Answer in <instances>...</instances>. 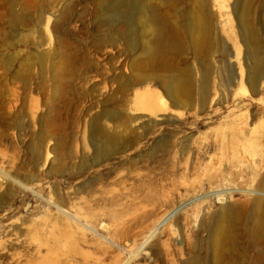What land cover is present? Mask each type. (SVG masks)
<instances>
[{
    "label": "rangeland",
    "instance_id": "1",
    "mask_svg": "<svg viewBox=\"0 0 264 264\" xmlns=\"http://www.w3.org/2000/svg\"><path fill=\"white\" fill-rule=\"evenodd\" d=\"M159 1L158 19L185 32L190 0ZM195 1L211 25L212 55L201 61L216 70L210 102L201 106L194 92L190 106L152 117L132 110L134 91L118 93L133 57L127 26L108 22L114 0H0V264H215L209 229L226 207L236 246L219 263L264 264L251 228L253 192L264 182V80L255 92L247 83L252 61L238 17L246 0ZM247 1L264 60V0ZM186 45L166 61H194ZM226 66L237 74L223 86L216 73ZM106 108L124 113L128 129L103 124L138 141L94 162L91 119ZM58 202L93 229L64 217Z\"/></svg>",
    "mask_w": 264,
    "mask_h": 264
},
{
    "label": "bare ground",
    "instance_id": "2",
    "mask_svg": "<svg viewBox=\"0 0 264 264\" xmlns=\"http://www.w3.org/2000/svg\"><path fill=\"white\" fill-rule=\"evenodd\" d=\"M166 1L167 0H164V4L168 2ZM157 2L160 1L159 0H114V2L111 3L106 10L107 19L110 24L114 25L116 22H119L127 26V29L123 34L127 41L128 47L132 51L131 55L133 57L131 61H129L130 63L128 68L130 69L131 75L126 78H124L125 76L120 77L119 80L116 81L119 82L118 93L127 97L130 94V92L132 93V91H134L136 97V98L134 97L136 104L138 105L139 108H142L143 106L144 109L140 110L137 107L138 109H132V110H136V111L138 110L139 111L138 113H141L140 111H142L143 113L144 110H147L149 111L148 116L150 114H151L150 116L152 115L155 117L160 116L159 113L163 111L164 112L166 111L165 113L167 114L168 112L167 110L169 109L170 105L178 109L186 108L190 106L192 104V98L194 92H196L199 102L201 103V106L205 107V105L207 103L209 104L210 102L212 88L214 87L216 81V79L214 78V74L216 72L214 68L215 66L209 63L204 67L201 62L206 59H209L212 55L211 25L209 20V13L205 10L204 7L200 9H196L195 8L196 1L190 0L189 4L191 10L188 13L189 22L187 25V30L182 33L179 29H175L174 25L170 24L171 22H169L167 18L164 17L165 20L163 21H161L162 19L161 20L158 19L157 15L160 14L157 13V9H156L158 7L156 6ZM246 2L248 1L246 0ZM246 2L240 1L238 17L241 27L240 29L245 38L244 43H246L248 46V50H247L248 58L249 60L252 61V65L248 66L247 83L250 86L251 91L255 92L256 88L264 80V60L261 59L260 48L257 46L258 37L253 33V31H251V27H250L251 25L249 21L250 9L248 7L249 5H247ZM131 8L133 9L132 13H130ZM130 15H132V20L127 21L126 19ZM46 25L48 26V23ZM47 28L49 29V27ZM186 43H189V46L192 50V59L194 60L192 61L193 63L191 61L185 60L183 61L181 66H176L171 64L169 61H166V59H168L170 55L174 56L178 54L180 55L183 54L187 48ZM45 57H46L45 54L40 55V61L41 62L44 61ZM223 67L219 68L216 74H218L217 76H219L221 83L223 82V86H225L224 84L226 83V78L229 82L230 79L232 80L231 78L232 75L233 74L236 75L237 73H234L229 66L228 67L226 66L225 69ZM238 82L239 84L241 83V85L243 83L242 79H240V81ZM153 83L157 84L162 88V90L165 93V96H163L160 92L153 89L152 86ZM139 87H141L143 90H139ZM115 109L110 110L106 108L103 112H101L102 114H99L98 116L96 115L97 117L95 118L92 117L93 119H91L93 121H91L92 124H90L91 126L90 141L94 147V156H93L94 162H98L100 160L109 158L112 155L126 153L129 147L128 146L129 143L135 144L138 141L136 137L125 138L124 135L119 130L111 131L110 130L111 128L108 129L107 126L108 124L105 125L107 122L103 124V120L105 121L111 120L114 121L115 123H122L124 124L123 125L124 129L127 131L128 128L126 126L127 123L126 116L124 115V113L117 111ZM134 113L138 115L137 112ZM162 115L163 114H161V116ZM148 116H146V118ZM152 117H150V120ZM146 118L143 117L142 119L147 120ZM145 125H143L144 128ZM123 127L120 126L119 128L123 129ZM116 128L119 129L118 126ZM130 133L127 132V134ZM127 134L125 133V135ZM167 141L168 139L164 138L162 141H160L158 147L163 146L164 144L167 143ZM185 142L184 145L182 143L181 146L184 147L186 144H188ZM182 150H180L181 153ZM160 151L162 150L160 149ZM184 151L185 149L183 150V152ZM151 155L153 156V152ZM83 161L86 162V160ZM83 164L84 163H82V165ZM253 193L256 195V199L254 202V207L252 206L253 218H251L252 220L250 219L252 221L251 228L255 241L257 243H264V182L262 183L260 189L254 191ZM72 197L70 199H72ZM74 199L75 198H73L72 200ZM73 203L75 204V202ZM59 204L61 206L57 205V209L62 215H64V217L66 216L68 217V219L75 221V224L76 222H78L91 230L93 229L90 225L84 223V221L81 220L82 218L80 219L79 216L74 212V210H72L73 212L71 211V208L73 207L72 205H71L72 207L68 209L66 206H63L62 203ZM182 209L183 207H179V208L177 207V209H175L173 212L163 216L162 219L157 224V226L155 227L154 231L151 232L149 237L141 244L138 250H142L143 248H145L148 241L154 238V236L159 232L161 228L166 227L169 224V222H171L173 217L174 218L175 216L178 217L179 214L182 213V212L180 213ZM225 209H226L225 211L223 210L224 212L222 211V213H219L214 217V221L212 223L213 225L209 229L210 230L209 244H211L210 246L212 248L210 250H212V252L214 253L215 264L221 263L220 259L224 254L226 253L228 254L229 252L233 253V250L235 249L236 246V244L234 245L236 234L232 227L233 213L230 211L231 208L229 209L228 207H226ZM175 213L176 214L179 213L178 216ZM79 226L81 227V225ZM176 229L177 228H175L174 230ZM132 255L135 256V253ZM261 256H264V244L262 245L261 248ZM195 264H201V262L199 263L197 261Z\"/></svg>",
    "mask_w": 264,
    "mask_h": 264
},
{
    "label": "water",
    "instance_id": "3",
    "mask_svg": "<svg viewBox=\"0 0 264 264\" xmlns=\"http://www.w3.org/2000/svg\"><path fill=\"white\" fill-rule=\"evenodd\" d=\"M179 211H180V210H179ZM177 212H178V211H177ZM177 212H176V213H177ZM176 213H175V214H176ZM175 214H174V215H175Z\"/></svg>",
    "mask_w": 264,
    "mask_h": 264
}]
</instances>
